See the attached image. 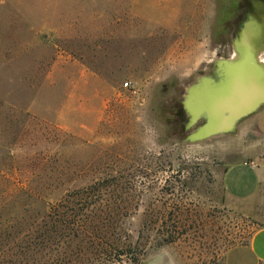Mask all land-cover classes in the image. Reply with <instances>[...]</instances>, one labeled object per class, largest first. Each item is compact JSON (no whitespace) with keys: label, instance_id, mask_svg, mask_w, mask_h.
<instances>
[{"label":"rangeland","instance_id":"374dc122","mask_svg":"<svg viewBox=\"0 0 264 264\" xmlns=\"http://www.w3.org/2000/svg\"><path fill=\"white\" fill-rule=\"evenodd\" d=\"M243 17L244 0H0V264H221L264 225L254 113L196 142L176 114ZM241 158L263 172L254 216L222 184ZM66 200L78 228L53 214Z\"/></svg>","mask_w":264,"mask_h":264},{"label":"water","instance_id":"95a60500","mask_svg":"<svg viewBox=\"0 0 264 264\" xmlns=\"http://www.w3.org/2000/svg\"><path fill=\"white\" fill-rule=\"evenodd\" d=\"M264 0H244V17L231 40L232 54L218 57L208 74L185 90L177 115L184 130L181 141L196 142L232 133L237 124L264 104ZM235 53V55L233 54Z\"/></svg>","mask_w":264,"mask_h":264},{"label":"crops","instance_id":"0c3cea01","mask_svg":"<svg viewBox=\"0 0 264 264\" xmlns=\"http://www.w3.org/2000/svg\"><path fill=\"white\" fill-rule=\"evenodd\" d=\"M257 132L264 137V104L251 116ZM262 168L255 160L241 158L225 164L222 184L232 207L243 215L254 216L253 198L262 181ZM264 263V225L250 233L247 242L233 245L224 254L221 264Z\"/></svg>","mask_w":264,"mask_h":264},{"label":"trees","instance_id":"16d2710c","mask_svg":"<svg viewBox=\"0 0 264 264\" xmlns=\"http://www.w3.org/2000/svg\"><path fill=\"white\" fill-rule=\"evenodd\" d=\"M68 201H70V200H66L65 202L60 201V202L52 205L51 209L53 211V214L60 218V223H63L64 225L69 226L70 228L71 227H73V228L77 227L78 228V227H80V224H81L80 223L81 214L78 213L76 210L74 212H67L66 207H67ZM81 222H83L84 224H87L88 222H89V224L91 223V221H86L85 219L82 220ZM243 243H245V242H243ZM262 264H264V263H262Z\"/></svg>","mask_w":264,"mask_h":264},{"label":"bare ground","instance_id":"6f19581e","mask_svg":"<svg viewBox=\"0 0 264 264\" xmlns=\"http://www.w3.org/2000/svg\"><path fill=\"white\" fill-rule=\"evenodd\" d=\"M234 55H235V53H233ZM264 54V46H263V48L260 50V54H259V60L260 61H262V62H264V58H263V55Z\"/></svg>","mask_w":264,"mask_h":264},{"label":"built area","instance_id":"2783aa9c","mask_svg":"<svg viewBox=\"0 0 264 264\" xmlns=\"http://www.w3.org/2000/svg\"><path fill=\"white\" fill-rule=\"evenodd\" d=\"M128 83H125V85H127Z\"/></svg>","mask_w":264,"mask_h":264}]
</instances>
